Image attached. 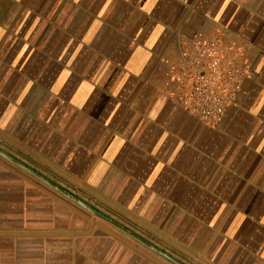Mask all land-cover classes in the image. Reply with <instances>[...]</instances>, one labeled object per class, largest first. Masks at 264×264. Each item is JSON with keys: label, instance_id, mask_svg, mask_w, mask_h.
Segmentation results:
<instances>
[{"label": "crops", "instance_id": "0c3cea01", "mask_svg": "<svg viewBox=\"0 0 264 264\" xmlns=\"http://www.w3.org/2000/svg\"><path fill=\"white\" fill-rule=\"evenodd\" d=\"M253 76L215 126L168 95L194 34ZM0 149L183 264H264V0H0ZM0 264H174L0 156Z\"/></svg>", "mask_w": 264, "mask_h": 264}, {"label": "built area", "instance_id": "2783aa9c", "mask_svg": "<svg viewBox=\"0 0 264 264\" xmlns=\"http://www.w3.org/2000/svg\"><path fill=\"white\" fill-rule=\"evenodd\" d=\"M253 76L244 47L224 34L182 38L177 58L168 66V95L181 109L215 126L236 105L242 84Z\"/></svg>", "mask_w": 264, "mask_h": 264}, {"label": "water", "instance_id": "95a60500", "mask_svg": "<svg viewBox=\"0 0 264 264\" xmlns=\"http://www.w3.org/2000/svg\"><path fill=\"white\" fill-rule=\"evenodd\" d=\"M0 156L8 159L12 163H14L17 166L23 168L24 170H26L27 172H29L30 174H32L33 176H35L36 178H38L39 180H41L42 182H44L45 184H47L48 186H50L51 188H53L54 190L58 191L59 193H61L65 197H67L68 199L72 200L73 202H75L76 204H78L79 206H81L82 208H84L85 210H87L88 212H90L91 214H93L94 216H96V217L100 218L101 220L109 223L110 225L118 228L122 232L126 233L127 235H129L130 237L134 238L138 242H140L143 245L147 246L148 248H150L154 252L158 253L162 257L166 258L170 262H172L174 264H183L180 261H178L177 259H175L172 256H170L169 254L163 252L162 250H160L159 248H157L156 246H154L153 244H151L150 242H148L147 240H145L141 236L135 234L130 229H128L125 226L121 225L117 221H115V220H113V219L105 216L104 214L100 213L99 211H97L96 209H94L92 206H90L89 204H87L86 202H84L83 200H81L80 198H78L77 196H75L74 194H72L71 192H69L68 190L62 188L61 186H59L58 184H56L53 181L49 180L48 178H46L42 174L38 173L37 171L29 168L27 165H25L21 161L15 159L14 157H12L11 155H9L8 153H6L5 151H3L2 149H0Z\"/></svg>", "mask_w": 264, "mask_h": 264}]
</instances>
